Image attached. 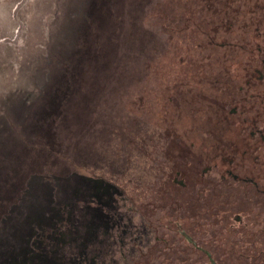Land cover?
<instances>
[{
  "label": "rangeland",
  "instance_id": "1",
  "mask_svg": "<svg viewBox=\"0 0 264 264\" xmlns=\"http://www.w3.org/2000/svg\"><path fill=\"white\" fill-rule=\"evenodd\" d=\"M263 247L264 0H0V264Z\"/></svg>",
  "mask_w": 264,
  "mask_h": 264
},
{
  "label": "trees",
  "instance_id": "2",
  "mask_svg": "<svg viewBox=\"0 0 264 264\" xmlns=\"http://www.w3.org/2000/svg\"><path fill=\"white\" fill-rule=\"evenodd\" d=\"M197 206H198V208H192V209H190V208H186V209L189 211V216H193V215L198 216V215H199V214H198V211H199V210L201 209V207H202V202H201V203H197ZM174 211H175L174 208H173V209H169L168 211H165L164 213H162L161 216H163L164 214H167V215H169V216L171 217L172 221H175V220H178V219H180V220H185V219L189 220V217H188V215H187L186 213L181 214V212H180V213H178L179 215L176 216V215L174 214ZM197 214H198V215H197ZM195 239H196V238H195ZM196 240H197V239H196ZM263 249H264V247H263ZM174 253H175V251L171 253V254L173 255L172 258H175V257H174ZM198 255H200V256L203 255V259H204V257H205L203 253L201 254V252H199ZM205 259H206V258H205ZM169 264H171V263H169ZM204 264H209V262H207V260H206V262H204Z\"/></svg>",
  "mask_w": 264,
  "mask_h": 264
}]
</instances>
